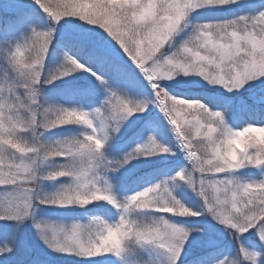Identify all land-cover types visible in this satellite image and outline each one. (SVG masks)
Instances as JSON below:
<instances>
[{"label": "clouds", "instance_id": "1", "mask_svg": "<svg viewBox=\"0 0 264 264\" xmlns=\"http://www.w3.org/2000/svg\"><path fill=\"white\" fill-rule=\"evenodd\" d=\"M14 7L15 26L0 15V264L31 254L26 229L49 256L28 264H185L200 238L215 250L195 264H264V106L233 99L264 105V0H3L0 14ZM93 39L118 75L85 55ZM141 165L156 167L117 182Z\"/></svg>", "mask_w": 264, "mask_h": 264}, {"label": "rangeland", "instance_id": "2", "mask_svg": "<svg viewBox=\"0 0 264 264\" xmlns=\"http://www.w3.org/2000/svg\"><path fill=\"white\" fill-rule=\"evenodd\" d=\"M3 3V0H0V4ZM23 12V8L22 7H14L11 11V13H2L6 16H15L16 14H21ZM230 14V13H229ZM102 45V44H101ZM105 53H107L110 56V53L107 51L106 47L101 48ZM94 79V78H93ZM77 84H87L88 82L85 80H77L76 82ZM89 84V83H88ZM51 92V90H49ZM234 110L237 106L240 107H249V108H256V107H260V106H264V105H260L258 103V97L252 95L251 93H243L241 96H237L234 97ZM142 122V119L135 121L131 124H129L126 129L124 130L120 140L122 138H124L126 135H128L129 133H131L134 129H136ZM119 140V141H120ZM176 160H172L171 162H175ZM53 215H58L59 213H51ZM24 240L27 242V244L31 247L32 251L31 254H28L26 252V250L22 249L20 250L15 259L14 262H24V261H30L33 258H37L41 261H48L49 260V256L48 253L46 252V250L42 247V245H40V243L35 240L31 229H26L25 233H24ZM216 239H219L218 237H215ZM215 249V246L210 245L207 242V238H200L197 240H194L187 249V253L186 256L184 257V261H186L187 259H189L190 257H192L194 254H198L201 253L205 250H212ZM49 264H51V262L49 261Z\"/></svg>", "mask_w": 264, "mask_h": 264}, {"label": "trees", "instance_id": "3", "mask_svg": "<svg viewBox=\"0 0 264 264\" xmlns=\"http://www.w3.org/2000/svg\"><path fill=\"white\" fill-rule=\"evenodd\" d=\"M3 15L5 18H9L11 16H6L4 14H0ZM20 17V14H16L15 16L11 17V24L10 26H15L16 20ZM85 55L91 57L93 59V61L97 64H105L106 67L109 68V71L113 72V74L118 75L120 73V69L118 66L115 65H111L109 63H106L110 56L105 53L101 48H100V44L102 42H97L95 39H93L92 41H85ZM74 86L77 88H81V89H87L89 87V84H77L74 83ZM62 86H57V88H60ZM51 90V89H50ZM53 91V90H51ZM99 97L97 96L96 99H98ZM90 100L89 98H85L83 100L84 103H88ZM155 115V114H153ZM149 117H145L142 119L141 124L134 129L131 133H129L128 135H126L124 138H122L118 144L116 145V148L114 149L115 151H119L121 146H127V142H130L132 140V138H134L135 136H137L138 134H144L147 131V121L149 120ZM177 163V161L175 162H171V164H175ZM154 167L153 165H141L139 167H137L131 175L125 177V176H121L118 178V183L120 184H128L130 183L132 180L136 179L137 177H140L146 173H150L153 171ZM215 249L212 250H205L201 253L198 254H194L192 257H190L189 259H187L185 261V264H189V262H193V264H195L196 261L198 260H202L203 258H205L207 256L208 253L213 252ZM14 264H28V261H24V262H14Z\"/></svg>", "mask_w": 264, "mask_h": 264}]
</instances>
